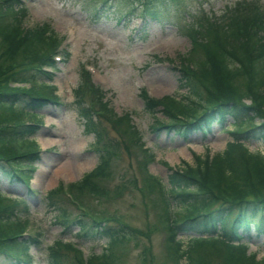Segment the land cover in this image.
I'll use <instances>...</instances> for the list:
<instances>
[{"label": "trees", "instance_id": "trees-1", "mask_svg": "<svg viewBox=\"0 0 264 264\" xmlns=\"http://www.w3.org/2000/svg\"><path fill=\"white\" fill-rule=\"evenodd\" d=\"M93 1L99 6L128 3L130 8L119 17L137 10L145 23H160L167 15L168 0ZM256 2H238L224 12V20L207 23L203 30L191 28L192 48L175 67L179 87L187 89L186 96L157 99L142 92L145 111L153 117L160 112L167 119L155 117L153 132L165 130L187 140L192 132L207 135L214 124L224 130L226 121L233 119L234 129L229 132L232 140L226 142L224 150L198 158L196 166L170 168L167 185L144 171L146 189L158 201V216L173 264H181L182 259L185 264H212L215 258L219 259L217 264H264V258L248 253L246 240L251 231L264 236V154L251 151L245 144L251 138L264 140V6L262 11ZM26 14V5L20 0H0V107L19 106L33 119L26 123L20 116H6L18 120L0 126V177L24 185L31 180L39 159L37 142L30 139L40 123L35 111L49 103L61 105L52 84L54 76L44 68L57 66L54 55L60 53L62 41L52 34L48 24L26 29L22 24ZM69 55L64 51L65 60ZM81 74L83 88L76 90V100L80 101L86 86L91 87L93 104L98 106L94 113L130 140V145L142 154L140 165L145 169L153 155L138 135L130 114L117 115L103 102L102 90L87 84L89 73L84 68ZM21 83L29 87L17 86ZM78 103H82L80 113L88 128L99 142L106 141L89 108L83 101ZM103 143L98 164L69 185L78 201L87 197L100 201L109 196L102 182L109 179L111 163L122 147L117 141ZM64 199L67 201L61 184L46 196L53 207L64 203ZM28 207L25 200H10L0 193V256L8 264H30V247L41 244L39 235L34 238L22 234ZM57 210L64 232L78 226L80 239L102 238L106 246L101 254L85 258L73 243L58 239L48 246L49 264H117V252L138 232L118 217L70 216L65 207ZM181 234L192 235L185 246L178 240Z\"/></svg>", "mask_w": 264, "mask_h": 264}, {"label": "rangeland", "instance_id": "rangeland-1", "mask_svg": "<svg viewBox=\"0 0 264 264\" xmlns=\"http://www.w3.org/2000/svg\"><path fill=\"white\" fill-rule=\"evenodd\" d=\"M242 1L248 4L257 1L263 11L264 0H168L163 21L145 23L136 14L137 10L119 19L130 8L128 3L121 1L112 6H108L109 3L99 6L93 0L22 1L27 8L23 26L32 29L48 24L52 34L63 39L70 54L58 63L52 81L61 105L49 103L35 111L41 121L36 134L30 137L35 139L39 149V159L31 178L36 195L29 194L23 183L0 177V193L10 200L23 199L29 206L28 233L36 236L39 232L41 244L30 247V264H49L48 246L60 238L78 244L86 256L104 251L105 239H80L78 226L64 232L63 219H58L57 210L62 207L70 216H88L90 213L94 217H118L138 230L135 237L117 252L120 253L117 264H173L165 243L164 225L158 216V201L156 195L146 189L144 171L167 185L170 168L195 166L198 158L222 152L226 142L232 140L228 132L234 129L233 119L226 121L224 130L214 124L207 135L192 132L187 140L165 130L153 132L151 126L155 117L167 119L160 112L153 117L145 111L142 92L157 99L186 96L187 89L179 87L175 67L192 48L191 28L205 29L207 23L222 20L227 9ZM95 7L100 9L97 14ZM83 67L91 74L87 84L92 83L102 90L103 102L110 109L119 115L131 114L138 135L153 155L145 169L140 165L142 154L130 145V140L121 136L103 116L94 113L98 106L93 104L91 87L86 86L84 93H80V101L76 100V90L83 88ZM81 101L92 113L96 127L106 134L105 140L117 141L122 147L120 155L111 163L109 179L102 182L108 188L109 196L100 201L93 197L82 198L80 201L86 211L71 201L66 192L62 195L67 201L64 199L62 204L53 207L46 200L48 191L57 188L61 182H77L92 170L98 164L101 147L106 144L103 143L106 141L99 142L95 132L88 128L80 113L82 103L78 102ZM6 116L33 120L24 115L19 106L0 107V122L18 120ZM54 132H59L58 137ZM48 138H53L51 144L44 143ZM245 144L251 151L264 154L261 138H251ZM63 169L71 175L61 174ZM191 236L181 234L178 240L185 246ZM246 240L248 253H254L257 259L264 258V236L251 231ZM218 261L215 258L212 264ZM185 263L182 259L181 264ZM0 264H8L7 259L0 256Z\"/></svg>", "mask_w": 264, "mask_h": 264}, {"label": "bare ground", "instance_id": "bare-ground-1", "mask_svg": "<svg viewBox=\"0 0 264 264\" xmlns=\"http://www.w3.org/2000/svg\"><path fill=\"white\" fill-rule=\"evenodd\" d=\"M63 131V130H62ZM54 135L56 134H59V132H54L53 133ZM65 134V133H64ZM55 135V136H56ZM57 137H58V135H57ZM48 139H50V140H48ZM48 139H46V140H44V143H46V144H51L52 143V140H53V138H48ZM61 142V141H60ZM61 174H66V175H71V173L67 170V169H63V170H61Z\"/></svg>", "mask_w": 264, "mask_h": 264}]
</instances>
